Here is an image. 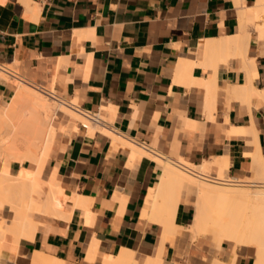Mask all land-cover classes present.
I'll return each instance as SVG.
<instances>
[{
	"label": "crops",
	"instance_id": "obj_1",
	"mask_svg": "<svg viewBox=\"0 0 264 264\" xmlns=\"http://www.w3.org/2000/svg\"><path fill=\"white\" fill-rule=\"evenodd\" d=\"M262 28L264 0H0V63L14 64L21 78L85 111L109 113L114 107L117 114L115 109L109 114L116 116L105 114L113 126L98 125L143 148L146 144L157 156L198 165L223 157L229 161L228 178L263 181L257 159H264V99L245 100L232 92V84L238 89L250 74L255 86L264 88ZM228 37L243 41V48L214 53L220 58L224 52L225 62L205 55V43ZM11 92L10 81L1 78L0 94L6 99ZM233 125L257 131L228 135ZM62 127L45 172L58 166L69 191L90 198L94 217L86 219L80 208L70 220L42 217L34 239L21 241L17 264H30L36 250L68 264H92L87 255L93 242L100 253L93 264L123 248L153 257L161 253V264H200L208 251L203 238L192 241L181 228L162 247L157 217L142 216L149 189L163 172L155 158L135 154L97 124L94 130L71 128L64 119ZM252 138L256 147L249 143ZM20 166L14 162L13 171ZM208 173L219 176V167ZM194 213L184 198L176 223L189 225ZM232 246L228 241L225 251ZM238 262L254 264V256L241 255Z\"/></svg>",
	"mask_w": 264,
	"mask_h": 264
},
{
	"label": "bare ground",
	"instance_id": "obj_2",
	"mask_svg": "<svg viewBox=\"0 0 264 264\" xmlns=\"http://www.w3.org/2000/svg\"><path fill=\"white\" fill-rule=\"evenodd\" d=\"M260 34V38L264 39L263 28L260 29ZM236 37H228L225 42L223 40L205 43V55L212 56L215 52L218 53L219 49L227 52L229 48L228 51H230L233 49V45L234 48L235 45L243 48V41ZM223 46L227 49L225 47L223 49ZM238 49L240 48L238 47ZM224 52L220 54L222 57H226V54L223 55ZM239 54H241L240 51ZM215 56L217 57L219 54ZM231 56L229 55V57ZM222 57H217V59H222L225 62V59L228 58L223 59ZM13 65L0 63V79H10L12 86V92L7 99H4L0 94V264H11L10 254L12 252L19 254L21 241L34 239L42 224V221L36 217L37 214L70 220L75 209L80 208L86 219L94 217L90 198L80 191L70 192L68 184L63 182L61 176L57 174L58 166L48 174L45 172V166L55 143V135L63 128L62 121L64 119L70 123L71 128H78L83 123H87L90 130H94L96 124L89 122L88 118L77 110L68 99L18 76L17 70V74L13 72L16 69L13 68ZM253 69L250 70L253 71ZM254 78L255 75L250 74L249 82L239 85L238 89L235 88L237 85L232 84V88L236 89L232 91L236 93V97L248 100L256 95L260 99H264V88H257ZM203 79L205 80V78ZM204 82L209 89L213 88L210 80ZM232 88L230 86L228 90L231 91ZM229 93L227 92V95ZM243 99L241 101L246 102ZM258 104L257 107H261V102L260 105ZM109 108L104 109L103 107V111L110 110ZM114 109L113 107L112 111L108 112L114 111L115 113L116 109ZM117 112L116 110L115 114ZM109 113L101 112L104 117L105 114H108L107 117L110 118L116 116L114 113ZM253 124L252 122L250 127ZM100 125L97 124L98 127ZM103 127L100 129L113 137L116 142L129 146L135 154L155 158L163 170L160 182L149 189L146 199L147 207L143 210L142 215L143 218L149 219L152 216L157 217L163 228L162 247L168 237L173 238L181 232V228H185L190 233L191 240L197 239L201 235H211L216 248L224 249V241L233 242L232 248L225 251V258L213 256L214 264H239L240 256L248 254L254 256V264H264V180L223 181L227 180L224 173L226 174L229 167V161L223 157L214 158L212 161L205 160L201 165H198L186 161L183 157L173 159V157L164 155L157 156L145 147L143 148L142 145L135 144L128 138L124 139L123 136H119L121 134L117 135L119 131L116 134L109 128ZM247 128L246 126L236 127L233 125L227 134L249 136L250 132ZM255 128L256 126L253 129L250 128L251 132L254 133ZM251 135L253 134L251 133ZM258 135L254 134L253 136L256 138ZM254 140L252 138L249 143L253 141L256 147L258 140L256 139V142ZM251 153L256 154L252 151ZM257 160L260 169L257 168V170L263 172L260 173L263 179L264 159ZM14 162L21 163L15 173L12 171ZM25 162L27 163L25 164ZM213 165L219 167L220 180H212L202 175V173H208L207 170ZM261 178L258 180H262ZM189 193H193L195 196L194 217L189 225H178L176 223L178 206ZM98 244L93 242L88 249L87 259L92 264L100 256ZM158 254L156 253V255ZM102 260L103 264H161L162 256L161 253L156 257L138 254L135 250L123 248L119 255H104ZM29 263L68 264L65 259L41 250H36L30 255Z\"/></svg>",
	"mask_w": 264,
	"mask_h": 264
},
{
	"label": "rangeland",
	"instance_id": "obj_3",
	"mask_svg": "<svg viewBox=\"0 0 264 264\" xmlns=\"http://www.w3.org/2000/svg\"><path fill=\"white\" fill-rule=\"evenodd\" d=\"M8 81H10V79H8ZM167 157H169V156H167ZM178 158H180V157H176V159H178ZM179 160H181V159H179ZM12 171H13V169H12ZM13 172L15 173L17 171H13ZM207 172H209V170H207ZM224 177L225 178L227 177V175L225 173H224ZM250 181H255V180H250ZM194 198H195L194 194L193 193H189L187 195V197H186V200L188 202H190L191 204H193V206H194ZM36 217L40 221H43L41 218L42 217H48V216H45V215H42V214H37ZM198 238H203L206 241L207 245H208V251L205 254H203V256L201 257L202 258V261H200V264H214V260L212 259L213 256H217V257H220L222 259L226 257V252L224 250L226 248L222 249L221 247H219V248L218 247L217 248L214 247V244L212 242V236L211 235H208V236L201 235ZM194 240H196V239H193L192 241H194ZM226 242L227 241H224L223 242L224 247L225 246L226 247L228 246V242L227 243ZM18 257H19V254H16L15 252H12L10 254V262H11V264H17V258ZM211 259H212V261H211Z\"/></svg>",
	"mask_w": 264,
	"mask_h": 264
},
{
	"label": "built area",
	"instance_id": "obj_4",
	"mask_svg": "<svg viewBox=\"0 0 264 264\" xmlns=\"http://www.w3.org/2000/svg\"><path fill=\"white\" fill-rule=\"evenodd\" d=\"M73 106L79 110L80 112H82L89 120V122L92 123H96V124H101L104 126H109L111 125V122L104 117L100 112H90V111H85L83 110L80 106H78L77 104L72 103ZM83 127L88 128V124L87 123H83L82 124ZM145 147H147L146 144H143ZM203 176H205L206 178L212 179V180H220L218 175H211L209 173H202ZM227 180H223V181H227V182H236L237 178H228L226 177Z\"/></svg>",
	"mask_w": 264,
	"mask_h": 264
}]
</instances>
